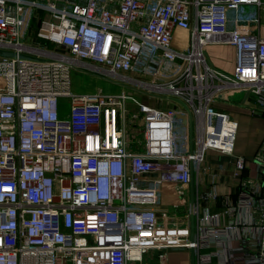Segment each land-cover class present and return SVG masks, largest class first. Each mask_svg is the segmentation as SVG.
Instances as JSON below:
<instances>
[{"label":"built area","instance_id":"built-area-1","mask_svg":"<svg viewBox=\"0 0 264 264\" xmlns=\"http://www.w3.org/2000/svg\"><path fill=\"white\" fill-rule=\"evenodd\" d=\"M259 4L0 0V50L14 54H0V264H166L169 247L193 249L194 264H264V180L241 175L235 198L212 185L192 207L186 189L208 149L244 168L237 121L216 103L244 92L264 107V37L228 23L256 24L242 11ZM176 29L188 34L181 49ZM211 43L234 47L232 73L209 61ZM72 68L142 101L124 90L72 94ZM168 97L190 119L162 107Z\"/></svg>","mask_w":264,"mask_h":264},{"label":"crops","instance_id":"crops-1","mask_svg":"<svg viewBox=\"0 0 264 264\" xmlns=\"http://www.w3.org/2000/svg\"><path fill=\"white\" fill-rule=\"evenodd\" d=\"M242 13L247 16L256 14L258 22H238L234 23L232 15L229 14V26H237V28L246 34L258 35L264 37V0H260L259 5H251L246 7ZM175 30V36L179 33ZM177 45L176 41L174 40ZM206 52L209 61L218 69L232 72L235 65L234 47L227 43H211L207 45ZM236 94V93H235ZM233 94V95H235ZM238 101L232 103H216V105L227 111L233 119L237 121V133L234 145V154L241 155L245 158L244 168L239 171L234 166V157L222 154L216 150L208 149L201 165L205 171L195 170L191 174V180L186 186L189 194L188 204H190V183L192 181L194 195L196 193L206 192L215 185L218 195L229 193L232 198H235L238 190L237 182L240 181V176H249L251 178L258 177L261 181L264 180L263 175L257 173L258 162L264 163V153H260V145L264 142V110L256 107L251 100H245L244 95ZM256 157L258 159H256ZM221 166L219 168L218 166ZM165 190L161 195L162 208H168V194L166 185ZM210 211H214V204L210 200L206 204ZM166 264H190V250L180 247H169L167 249ZM237 264H241L238 260Z\"/></svg>","mask_w":264,"mask_h":264},{"label":"rangeland","instance_id":"rangeland-1","mask_svg":"<svg viewBox=\"0 0 264 264\" xmlns=\"http://www.w3.org/2000/svg\"><path fill=\"white\" fill-rule=\"evenodd\" d=\"M49 18L48 14L46 16ZM29 39V38H28ZM189 41L188 34L186 31H179V33L176 35V43L178 48H183L187 45ZM31 42V40H30ZM223 71V70H221ZM225 73H232L223 71ZM101 90L104 94H118L122 92L123 90L127 93L128 96H131L133 99L142 101V94L138 91H134L131 88H127L126 86L116 83L110 79H108L106 76H103L101 74H95L92 72L80 70L77 68H72L70 72V91L72 94H91L94 92H97L98 90ZM244 95V92L236 93L235 95L231 96L228 101H221L217 100V103H232L236 99L240 101L241 97ZM253 94H251L250 98H252ZM144 103L152 105L154 102L150 99V97H145ZM162 107H169L173 105V102H171L168 99L162 98ZM62 117L67 118L69 114V98H62ZM136 106V103L134 100L128 99L126 102L127 109L133 111V107ZM131 108V109H130ZM179 215H182L183 212H178Z\"/></svg>","mask_w":264,"mask_h":264},{"label":"water","instance_id":"water-1","mask_svg":"<svg viewBox=\"0 0 264 264\" xmlns=\"http://www.w3.org/2000/svg\"><path fill=\"white\" fill-rule=\"evenodd\" d=\"M0 54H3V55H14L13 53L6 52V51H1V50H0ZM166 99L170 100L174 104H177V105L181 106L188 113L189 119H190L189 109H188V107L186 106V104L184 102H182L181 100H179L177 98H174V97H168ZM261 109L264 110V107L261 108ZM262 116L264 117V114H262ZM190 184H191L190 185V205L192 207L194 205V189H193L192 181H191ZM193 239H194V220H193V217H191V240H193ZM190 253H191L190 264H194V250L191 249Z\"/></svg>","mask_w":264,"mask_h":264}]
</instances>
